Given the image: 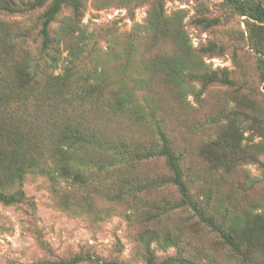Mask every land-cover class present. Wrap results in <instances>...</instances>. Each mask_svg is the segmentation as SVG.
<instances>
[{
	"label": "rangeland",
	"instance_id": "rangeland-1",
	"mask_svg": "<svg viewBox=\"0 0 264 264\" xmlns=\"http://www.w3.org/2000/svg\"><path fill=\"white\" fill-rule=\"evenodd\" d=\"M33 1L14 0L21 8ZM50 1L46 0L44 6L30 11L0 12V38L4 42L0 43V60L9 54L15 59L29 57L37 61L43 58L36 75L39 88L43 87L46 76H57L69 65L72 59L69 47L75 43L80 48L78 73L88 75L94 70L102 71L105 93L118 84L132 85L141 75L139 63L171 50L169 45L152 46L143 36L142 28L137 26L143 24L146 17L148 6L143 0H78V18H73L70 5H64L49 26L50 36L57 42L53 46L59 50L55 67H49L48 58L41 54L39 30L40 16ZM165 10L167 14L182 11L184 30L193 48L198 49L210 42L217 44L221 51L206 56L204 61L211 70H227L236 85L212 84L202 92L200 102L190 95L185 100L187 105H180L174 100L172 88L163 84L160 77H145L152 97L162 110L164 130L182 157L183 168L194 173L193 178H189V185L195 199L205 200L206 190L210 189L214 197H219L225 205L231 203L238 213H243L264 199V168L255 163H242L233 174L218 181L214 172L209 170L210 166L199 157V149L215 137L216 127L212 120L221 123L234 120L242 135L243 146L264 143V136H260L264 131L256 129L252 119L264 121V80L260 75L264 72V62L242 39L243 33L246 37L244 17L229 9L225 0H165ZM200 18L219 19L220 23L206 29L194 23ZM64 24H70L76 32L60 40L58 32ZM129 39H133L137 51L132 63L126 66L124 50ZM55 49L50 51L51 54ZM2 74L3 70H0ZM195 87L200 89L197 84ZM46 106L47 103L37 113L33 101H30L23 116L28 122H41L44 128ZM20 111L18 109V114ZM81 111L96 127L125 138L127 142L147 144L156 139L150 128L128 115L112 116L107 109L98 112L90 105ZM55 117L60 118V115L56 113ZM47 132L48 135L53 132L52 127L48 126ZM259 160L264 163V155L259 156ZM166 173L161 158L143 160L129 171L131 179L136 181L150 180ZM246 174L256 183L242 186ZM16 190L17 187H13L9 192ZM22 191L26 198L24 202L11 206L0 203V264H36L79 253L98 258L100 264H144L137 238L146 229L160 236L165 232L179 236L178 248L151 243L150 249L158 259L182 255L202 264H238L230 262V253L218 235L185 209L171 211L154 222H145L148 213H157L154 206L160 207L163 199L172 202L178 199L173 188L149 190L142 193L138 201L128 199L123 203H112L93 197L83 189H73L61 179L54 186L44 176L27 173L22 181ZM66 196L69 201L79 204L89 201L91 208L65 210L61 201ZM85 198H89L87 202ZM261 211L254 208L255 213ZM37 238L45 244L46 250L41 248ZM257 258L248 264H264V252Z\"/></svg>",
	"mask_w": 264,
	"mask_h": 264
},
{
	"label": "trees",
	"instance_id": "trees-1",
	"mask_svg": "<svg viewBox=\"0 0 264 264\" xmlns=\"http://www.w3.org/2000/svg\"><path fill=\"white\" fill-rule=\"evenodd\" d=\"M143 1L148 6L146 17L144 23L137 26L142 28L143 36L152 46L169 45L171 50L169 53H157L139 63L141 75L135 78L132 85L118 84L105 93L102 71L94 70L88 75H80L77 66L80 48L77 43L69 47V55L72 56L69 65L57 76H46L44 85L40 88L37 76L40 71L38 66L43 58L37 61L29 57L15 59L7 53L10 57L0 60V70H3L0 75V203L11 206L24 202L26 198L22 191V181L27 173L44 176L54 186L61 179L73 189H83L93 197L112 203H123L128 199L138 201L139 196L149 190L173 188L178 199L173 202L163 199L160 207L154 206L157 213H148L145 222H154L171 211L185 209L218 235L230 253V262L251 263L264 252V199L254 207L262 210L259 213H255L253 207L238 213L231 203L225 205L219 197H214L210 189L206 190L205 200L195 199L190 193L189 185V178L192 179L194 173L183 168L182 157L177 154L171 138L164 130L162 110L152 97L146 78L160 77L163 84L172 88L174 100L180 105H185V100L190 95L200 102L201 94L207 86L221 84L231 87L236 82L230 78L227 70H211L205 63L206 56L221 51L217 44L210 42L198 49L192 47L184 30L181 10L167 14L165 0ZM225 1L229 9L244 17L246 37L243 33L242 39L260 57V61L264 62V0ZM45 2L46 0H34L21 8L17 6L23 5L21 1L16 5L14 0H0V12L15 14L30 11L44 6ZM64 5H70L73 18H78V0H51L40 16L41 54L48 58L49 67H55L59 54L58 48L53 46L57 42L51 38L49 26ZM194 23L207 29L219 25L220 21L200 18ZM71 27L70 24L62 26V30L58 32L60 40L61 37L74 35L76 30ZM1 39L0 43L3 44ZM53 49L55 51L51 54ZM136 51L133 39H129L124 50L126 66L132 63ZM260 75L264 80V72ZM196 84L200 89L196 90ZM30 101H33L37 113L47 103L44 128L41 127V122H28L23 116L26 104ZM86 105L93 106L98 112L107 109L112 116H130L134 121L150 128L155 141L133 144L125 138L107 133L82 114L81 109ZM18 109H21L20 114ZM56 113L60 118L55 117ZM252 119L253 126L264 131V121ZM234 122L212 120L211 123L216 127L215 137L203 143L199 149V157L210 166L209 170L214 172L218 181L233 174L242 163H255L264 168V163L259 160V156L264 155V143L259 142L253 147L243 146L242 135ZM48 126L53 130L49 135ZM201 127L206 128L203 125ZM260 136H264V133ZM150 158L163 159L167 173L150 180L131 179L129 171ZM208 178L207 176L206 179ZM254 183L255 179L246 174L242 186L249 187ZM13 187H17V190L9 192ZM67 198L69 197L66 196L61 201L65 210L82 211L83 207L91 208L89 201L79 204ZM88 199L85 198L84 201L87 202ZM37 241L46 250L39 238ZM137 241L144 264H202L182 255L158 259L150 249L153 242L161 243L164 248H178L179 236L167 232L160 236L155 231L146 229L138 235ZM88 262L100 264L98 258L81 253L67 258L42 260L36 264Z\"/></svg>",
	"mask_w": 264,
	"mask_h": 264
}]
</instances>
